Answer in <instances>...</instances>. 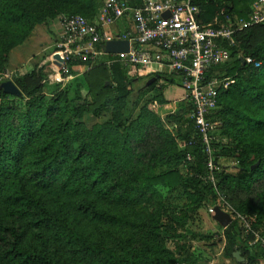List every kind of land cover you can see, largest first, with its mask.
Segmentation results:
<instances>
[{"label": "trees", "instance_id": "trees-1", "mask_svg": "<svg viewBox=\"0 0 264 264\" xmlns=\"http://www.w3.org/2000/svg\"><path fill=\"white\" fill-rule=\"evenodd\" d=\"M254 1L193 3L200 8L199 21L209 24L223 6L237 17L248 18ZM141 2L127 3L134 6ZM35 3L42 6L44 16L24 20ZM0 4L4 20L33 25L47 15L56 18L58 14L82 15L93 22L95 17H90L99 16L103 0H0ZM263 30L264 22L238 32L231 61L211 71L235 78L229 88L221 89L216 107L207 116L216 124L211 150L220 147L221 155L234 161L231 166L216 157L210 168L212 153L192 117L194 107L188 99V119L183 120V115L172 120L177 124L176 133L165 128L152 112L157 101L164 103L165 87L158 88L157 82L168 75H159L146 86V92H160L135 119L124 112L132 84L141 76L136 67L131 69V77L119 62L106 63L111 70L113 94L94 109H89L79 85L61 88L62 78L55 67L63 62L64 53L55 46L32 69L15 78L20 96L5 92L0 82V264H202L207 260L204 254L214 252L216 241L217 249L231 264H264L263 241L257 248L249 243V236L253 238L261 226L264 232V193L259 207L249 201L237 207V212L253 218L251 233L243 236L239 224L232 222L222 227V237L207 236L204 241L209 248L203 246V251L193 242H181L187 240L192 210H185L189 209L186 204L178 210L176 204L186 200L199 207L211 196L214 208L219 206V193L226 196L234 189L247 190L264 179ZM104 56L114 55H100L105 63ZM247 57L261 66L245 62ZM99 59H71V74L82 73L85 78ZM172 78L175 81L173 74ZM48 86L57 87L49 98L44 92ZM103 111H110L106 121L86 126L87 113L99 116ZM154 124L159 125L158 135L163 141L150 155L147 169L134 171L133 155L140 152L136 146L146 141ZM183 141L186 147L180 150ZM143 156L140 152L138 157ZM158 165L162 169L159 173ZM161 188L167 190L166 194L160 192ZM151 197L156 202H152L153 210H145L146 214L122 209ZM86 221L130 229L135 235L127 240L95 237L83 225ZM236 251L241 252L243 262L234 257Z\"/></svg>", "mask_w": 264, "mask_h": 264}, {"label": "built area", "instance_id": "built-area-1", "mask_svg": "<svg viewBox=\"0 0 264 264\" xmlns=\"http://www.w3.org/2000/svg\"><path fill=\"white\" fill-rule=\"evenodd\" d=\"M127 2L103 0L98 22L95 23L82 15L64 17L61 21L62 34L55 44L64 53L63 62L55 69L67 82L72 77L71 59L95 61L103 54L108 41L128 40L129 50L115 57L125 64L136 66L142 74L167 66L179 80L186 99L193 104L192 117L208 152L212 153V131L216 124L207 116L216 107L221 89L229 88L235 78L211 71L231 61L238 32L264 22V0L254 2L248 18L237 17L223 6L209 24L199 21V7L193 0H143L142 5L137 7ZM166 13L170 16L164 17ZM129 14L135 22L134 31L112 34L108 30ZM244 61L255 67L261 66L252 57ZM155 75L159 76L158 73ZM209 166L213 168L212 158ZM251 232L250 225L247 233Z\"/></svg>", "mask_w": 264, "mask_h": 264}, {"label": "rangeland", "instance_id": "rangeland-1", "mask_svg": "<svg viewBox=\"0 0 264 264\" xmlns=\"http://www.w3.org/2000/svg\"><path fill=\"white\" fill-rule=\"evenodd\" d=\"M7 1V0H6ZM255 2V1H254ZM44 9L39 3L32 4L29 7V11L26 13V19L29 20L36 17L44 16V13H41ZM97 14L93 15L90 18L96 19ZM4 14L1 11L0 4V82L4 83L6 81H13L15 83V78L17 76H21L22 74L28 72L32 69L36 64H38L41 59L48 56V54L54 49V43L59 40V31L61 26V21L64 14H58L56 18H52V15H47L40 22H35L33 25L29 22L22 21L21 24H14L11 21L3 19ZM60 25V26H59ZM29 27L31 30L29 31ZM261 35L264 36V30L261 31ZM56 41V42H55ZM99 61L94 67V69L87 75L85 78L83 75H72L69 79L68 83L64 82L62 79L61 88L70 84L71 86L79 85L82 90L83 99L87 102L89 109H94L100 103H102L106 97L111 96L113 94L112 90V77L111 70L108 65L102 61V57H99ZM129 75L133 77L134 72L130 71ZM179 80L175 78V83ZM66 83V84H65ZM106 83L108 85L106 86ZM16 84V83H15ZM145 80L138 79L132 84V92L127 101V106L125 109V114L131 113L132 118H137L140 114H142V107L150 102V100L160 91H145L146 88ZM165 89L163 90V102L160 103L157 101V105L154 106L151 110L157 115L163 123V126L170 131L176 133V123L173 122L174 116H183V120H187L189 114L188 103L185 96L184 89L179 85L171 86V84H165ZM172 87V88H171ZM57 87L48 86L45 88L44 92L47 97H51L55 94ZM171 90H174L171 92ZM176 92V93H175ZM110 116V111H103L99 116H95L92 113H87L85 116L86 126L92 127L95 124L106 121ZM179 125V124H178ZM161 129L159 125H151L148 130L146 141L143 144H138L137 150L144 153L143 157H138L140 152H137V155H133V167L132 170H146L149 166L150 155L159 145L162 143V138H159V133ZM218 140V139H217ZM185 143L180 142L179 148L180 150H185ZM212 146V144H211ZM217 149L212 150V161L217 157L221 162L229 164V166L233 165L234 161L225 155H221V148L216 146ZM218 151V152H217ZM216 152V154H215ZM148 153V154H147ZM190 158V157H189ZM188 158V159H189ZM156 172L159 173L162 169L158 165ZM183 173H186V170H182ZM129 175V170L125 172L124 176L127 177ZM160 192L166 194L167 190L164 188L160 189ZM264 193V179H259L255 181L252 186L245 189H234L233 192L230 191L228 195H224L222 192L217 196V202L224 211L230 213L232 216V222H237L239 227L243 233V236H247V230L250 227V220L253 221V218H249V216L237 212V207L241 206L242 203L249 201L254 206L260 205L261 194ZM163 196V194H162ZM151 199V200H150ZM148 201H143L141 204L134 203L131 205V208L127 205L123 206V210H132L135 213L146 214L145 210H153V203L156 200L151 197ZM213 199L211 196H207L206 200L199 205H189L186 200L177 201L176 204L180 208L182 204H186L188 206L185 210H192L189 213V221H188V229L189 232L186 236L187 240H181V242L190 241L193 242L194 246L200 251H203V246L208 244L207 238L210 236H217L220 238L224 234V230L221 225L213 218V214L210 210L214 209L212 205ZM144 210V211H143ZM87 232L89 234L94 235L95 237H105L108 240L113 239H129L134 236V232L130 229H123L121 227H113L104 224H98L96 222L86 221ZM259 229V231L254 232L253 238L251 235L249 236V243L253 244L254 248L264 241V233L263 226ZM208 236V237H207ZM206 240V241H204ZM212 240H215L213 238ZM212 242V241H210ZM215 242V241H214ZM209 245L206 246V249L209 248ZM223 245H221L222 247ZM219 247V243L216 241V245L213 246L214 252L212 251L209 255H205V259L200 263L204 264H227L225 263L224 257L222 253L220 254V250L217 249ZM228 264H231L230 262Z\"/></svg>", "mask_w": 264, "mask_h": 264}, {"label": "crops", "instance_id": "crops-1", "mask_svg": "<svg viewBox=\"0 0 264 264\" xmlns=\"http://www.w3.org/2000/svg\"><path fill=\"white\" fill-rule=\"evenodd\" d=\"M143 3V0L142 2ZM140 5V4H139ZM139 5H134V7H137ZM142 5V4H141ZM103 6V5H102ZM199 12H200V8H199ZM203 15V17L205 16V13L201 10V13ZM93 22H98V17L96 19L93 20ZM60 26V25H59ZM108 30L112 33V34H120V33H123V32H126V31H134L135 30V22L133 21V18L132 16L129 14L127 16H125L123 19L119 20L115 25L113 26H110L108 28ZM62 34V28L60 26V31H59V36H61ZM58 36V37H59ZM56 42V41H55ZM56 43H54L55 45ZM106 54H113V53H107L103 52V55H106ZM118 54V53H117ZM114 56L112 57H106L104 56L105 58V63L107 64H112V63H115V62H119L121 63L126 69H128V73L131 71V69H135L136 66H133V65H128V64H125L123 61L119 60L118 58H116V54H113ZM139 73V71H138ZM154 73H158L159 75H168L167 78H164V79H159L158 82H157V87L158 88H162V86H164L165 84H171V86H174V85H180L179 81L177 83H175V81H173L172 79V74L170 73L169 71V68L167 66H164V67H161V68H155V70H151L150 74H142V73H139L140 76H141V80H145L146 82V85L147 83L152 79V78H157L158 76H154ZM175 76V75H174ZM156 80V79H155ZM182 87V86H181ZM172 88V87H171ZM174 90H171V92H173ZM176 93V92H175ZM164 94V93H163ZM222 227V226H221ZM222 252H220L221 254ZM225 260V263H231V260L230 259H226L224 258Z\"/></svg>", "mask_w": 264, "mask_h": 264}, {"label": "water", "instance_id": "water-1", "mask_svg": "<svg viewBox=\"0 0 264 264\" xmlns=\"http://www.w3.org/2000/svg\"><path fill=\"white\" fill-rule=\"evenodd\" d=\"M170 14L166 13L164 14V17H169ZM104 50L107 53H121V52H127L129 50V41L128 40H111L108 41L104 45ZM155 81V78H152L147 85L151 84ZM2 87L4 88L5 92L14 94V95H21L20 89L17 87V85L13 81H6L2 83ZM259 163V162H258ZM258 163L256 165H258ZM255 167V166H253ZM252 167V168H253ZM215 212L213 213V218L223 227L227 228L232 223V216L230 213L224 211L219 206L214 207ZM234 257L237 259L238 262H243L244 258L241 255L240 251L234 252Z\"/></svg>", "mask_w": 264, "mask_h": 264}]
</instances>
